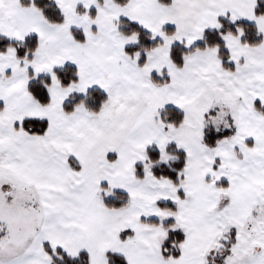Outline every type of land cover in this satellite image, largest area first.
I'll return each mask as SVG.
<instances>
[{
	"label": "snow or ice",
	"instance_id": "1",
	"mask_svg": "<svg viewBox=\"0 0 264 264\" xmlns=\"http://www.w3.org/2000/svg\"><path fill=\"white\" fill-rule=\"evenodd\" d=\"M0 264H264V0H0Z\"/></svg>",
	"mask_w": 264,
	"mask_h": 264
}]
</instances>
